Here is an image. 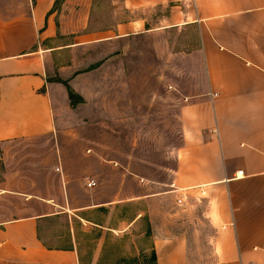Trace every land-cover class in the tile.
Wrapping results in <instances>:
<instances>
[{
    "label": "crops",
    "instance_id": "1",
    "mask_svg": "<svg viewBox=\"0 0 264 264\" xmlns=\"http://www.w3.org/2000/svg\"><path fill=\"white\" fill-rule=\"evenodd\" d=\"M75 1L84 4L86 17L80 30H72L76 39L65 47L107 42L117 44L112 57H118L125 56L132 36L187 31L196 33L188 52L198 54L201 71L192 81H177L169 92L170 98L181 99L175 105L176 123H170L179 141L162 149L154 128L147 127L139 140V145L149 143L145 154L141 145L138 153L120 155L114 149L118 141L111 139L106 157L76 155V163L91 164L86 172L71 173L61 159L56 168L63 170L68 198L60 205L42 199V211L0 219V264H79L74 247L44 244V219L73 213L89 220L88 211L111 212L129 203L140 204L141 217L152 201L169 202L172 207L164 213L171 220L198 210L211 229L210 257L216 264H264V0H121L122 16L102 29H88L96 0ZM0 2L17 4L13 15L0 11V142L52 134L57 104L48 61L60 46L46 43L58 37V0ZM116 3L112 0L113 10ZM124 115L114 124L123 123L130 131L135 116ZM137 116L140 123L147 121L146 113ZM153 140L154 158L147 154ZM58 146L61 153L62 143ZM86 174L98 185L86 187L89 199L73 207L72 181L80 182ZM182 194L187 201L180 208L177 198ZM191 235L177 228L156 233L157 263L194 264Z\"/></svg>",
    "mask_w": 264,
    "mask_h": 264
},
{
    "label": "rangeland",
    "instance_id": "2",
    "mask_svg": "<svg viewBox=\"0 0 264 264\" xmlns=\"http://www.w3.org/2000/svg\"><path fill=\"white\" fill-rule=\"evenodd\" d=\"M115 1L113 10L112 0H96L88 29L106 28L122 16L121 0ZM16 5L0 2V11L13 15ZM54 9L58 12V37L46 45L60 46L48 61V81L57 104V127L52 134L0 142V190L5 191L0 197L3 220L44 210L42 199L60 205L68 198L63 170L56 168L61 159L71 173L86 172L91 164L76 163V155L106 157L112 149L107 146L111 139L118 141L114 149L120 155L138 153L141 145L144 152L149 143L142 141L139 145V140L145 137L147 127L154 128L162 149L169 147L171 141H179L175 130L171 132L170 123H176L175 105L179 106L181 99L170 98L169 92L177 81H192L194 73L201 71L198 54L191 56L188 52L192 47L188 41L196 38V33L132 36L129 47L125 43V56L112 57L117 44L97 42L65 47L76 39L72 30H80L84 24V4L58 0ZM127 113L136 120L130 131L123 123L114 124L116 118L123 119ZM138 113H146L147 121L140 123ZM59 143L63 145L61 153ZM151 145L152 151L147 154L154 158V140ZM88 177L86 174L80 182L72 181L69 198L74 201L73 207L89 199L86 185H81L86 184ZM139 207L140 204L129 203L111 212L88 211L85 214L89 220L73 213L47 217L40 224V236L51 246L77 249L79 264H156L154 235L177 228L192 233L189 250L194 264H216L210 257L211 229L198 210L181 212L176 220H171L164 213L172 207L169 202L146 203L147 213L141 217Z\"/></svg>",
    "mask_w": 264,
    "mask_h": 264
},
{
    "label": "built area",
    "instance_id": "3",
    "mask_svg": "<svg viewBox=\"0 0 264 264\" xmlns=\"http://www.w3.org/2000/svg\"><path fill=\"white\" fill-rule=\"evenodd\" d=\"M59 170V168H58ZM98 185V181L94 178H88L86 181V187L87 188H94ZM171 188L173 189L172 191H177L178 188L175 186V184H171ZM204 192V191H203ZM186 201H187V196L185 194H182L181 196H179L177 198V204L181 207L186 205Z\"/></svg>",
    "mask_w": 264,
    "mask_h": 264
},
{
    "label": "trees",
    "instance_id": "4",
    "mask_svg": "<svg viewBox=\"0 0 264 264\" xmlns=\"http://www.w3.org/2000/svg\"><path fill=\"white\" fill-rule=\"evenodd\" d=\"M43 242H44V244H45L48 248H72V246L54 247V246H51V245H49L48 243H46L45 240H43ZM154 258H155V260H156V264H158V263H157V253H156V251L154 252Z\"/></svg>",
    "mask_w": 264,
    "mask_h": 264
}]
</instances>
